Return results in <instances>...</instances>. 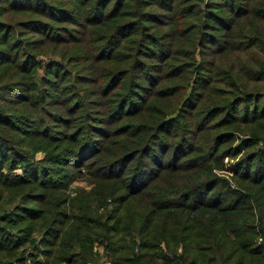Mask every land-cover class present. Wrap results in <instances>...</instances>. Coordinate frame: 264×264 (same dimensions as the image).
I'll return each instance as SVG.
<instances>
[{"label":"trees","instance_id":"1","mask_svg":"<svg viewBox=\"0 0 264 264\" xmlns=\"http://www.w3.org/2000/svg\"><path fill=\"white\" fill-rule=\"evenodd\" d=\"M98 245L264 264V0H0V264Z\"/></svg>","mask_w":264,"mask_h":264},{"label":"rangeland","instance_id":"2","mask_svg":"<svg viewBox=\"0 0 264 264\" xmlns=\"http://www.w3.org/2000/svg\"><path fill=\"white\" fill-rule=\"evenodd\" d=\"M38 58H40V60H46L45 59L46 57L45 56H42V55H38ZM37 72H38V74H41L42 73V68L40 66H37ZM41 155H42L41 152H37L35 154V157L36 158H39V157H41ZM224 161L227 162V163H230L231 162V159L230 158H225ZM3 171L5 172V169H3ZM18 172H20V170L18 168L13 170V173H18ZM225 173L226 174H230L229 172H225ZM71 185L72 186H83V185H85V181L83 179L79 178V179L73 181V183ZM95 249H96V251L98 253H100V254L102 253V248H101L100 245H98ZM100 257H102V258H99V259L96 260V263L97 264H108V261H106L103 258L104 256L102 254L100 255ZM103 260H105V261H103Z\"/></svg>","mask_w":264,"mask_h":264}]
</instances>
